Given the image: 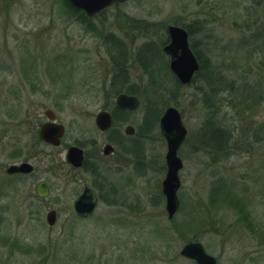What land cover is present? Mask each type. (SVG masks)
I'll use <instances>...</instances> for the list:
<instances>
[{"label":"rangeland","instance_id":"374dc122","mask_svg":"<svg viewBox=\"0 0 264 264\" xmlns=\"http://www.w3.org/2000/svg\"><path fill=\"white\" fill-rule=\"evenodd\" d=\"M65 4L0 0V264H196L180 255L192 241L218 264H264V0H129L90 21ZM168 25L190 29L205 67L178 95L163 52ZM113 35L127 57L126 85L144 101L152 83L165 89L161 103L176 107L187 129L181 207L171 220L162 193L167 143L159 123L145 124V107L129 116L149 132L140 157H126L109 176L122 205L100 202L89 217L75 213L81 181L61 164L65 153L37 142L48 107L67 129L62 150L101 139L93 116L111 107L119 83L102 41ZM220 128L232 141L217 152L210 137ZM36 148L44 158L31 154ZM27 158L39 159L35 174H6ZM41 180L52 193L43 201L35 194ZM51 208L54 227L46 222Z\"/></svg>","mask_w":264,"mask_h":264},{"label":"water","instance_id":"95a60500","mask_svg":"<svg viewBox=\"0 0 264 264\" xmlns=\"http://www.w3.org/2000/svg\"><path fill=\"white\" fill-rule=\"evenodd\" d=\"M129 0H68L76 9L92 17L115 4L126 3ZM168 43L163 47V52L169 57L170 71L182 86L192 84L196 75L200 71V62L193 51L189 32L183 26L168 25ZM117 106L123 109H138L140 100L137 96L120 94L116 99ZM44 115L50 119V123L44 124L40 129V137L43 141L59 146L64 137L65 128L63 125L54 123L55 113L51 109H46ZM96 125L100 130L106 131L112 125L111 116L108 112L102 111L96 117ZM160 132L167 143L166 167L167 173L162 183V193L165 197V208L168 218L173 219L178 213L181 203L178 191L181 186L180 171L183 169V161L179 156V150L187 137V129L183 123L180 111L174 107H168L159 122ZM109 151V148H107ZM67 161L73 167H81L83 161L82 151L76 147H71L67 153ZM33 167L30 164L11 165L6 169L7 175L15 173H30ZM39 197L49 196V189L46 182H40L37 186ZM97 204V196L94 191L86 187L74 205L78 214H90ZM58 219L57 211H50L46 216L49 226H55ZM180 255L186 259L194 261L196 264H218L217 259L208 254L201 242L192 241L185 244Z\"/></svg>","mask_w":264,"mask_h":264},{"label":"flooded vegetation","instance_id":"af4514ba","mask_svg":"<svg viewBox=\"0 0 264 264\" xmlns=\"http://www.w3.org/2000/svg\"><path fill=\"white\" fill-rule=\"evenodd\" d=\"M66 2L68 3V5H65L64 8L70 10V12L75 14L76 16L85 18L87 21H90L92 19H95L101 16L105 11H107L108 9L114 6H120L124 4V3L115 4L112 7L102 11L101 13L96 14L92 17H89L84 12L76 9L73 5H71L68 2V0H66ZM102 41L104 45H107V52L110 49L115 50L116 46L121 44L120 42L117 41V38L114 35L110 37L106 36V38H103ZM111 45H113L114 47L112 48ZM108 55L112 63L118 65V62L114 59V56L110 52H108ZM115 76H116V73H114L113 79L115 78ZM121 94H127V93H121ZM119 95L116 96V99ZM127 95L136 96L132 94H127ZM53 98L56 101V96H54ZM116 99L112 101L111 107L101 108L93 116L95 127H96V132L101 137V139L85 138V141H81L77 139L76 141L68 144V146H66L65 149L62 150L61 147L63 145L64 138L67 133V129H66V126L58 120V114L55 110H53L55 108L48 107L46 109H51L57 116L54 123L63 125L65 128V134H64V137L61 139V143L59 146H54L52 144H49L43 141L40 137L41 127L46 123H50V119L44 115L45 121L41 123L38 122L39 124L36 123V129H37L36 137H37L38 144L39 145L42 144L45 147L51 148L54 152H58L59 155L61 153H65V160L61 164H63V167L66 168V170L70 172V174L75 180L78 179L81 181V184L79 185V187L80 189L82 188V190H81V193L75 199L74 205L86 187L91 188L97 196V204H96L94 211L87 215L78 214L75 211L76 215L79 217L92 216L93 213L98 208L100 202H105L108 205H122L123 202H121L119 198L111 196V194H114L115 190L117 191L119 190L118 189L119 186H117L113 181H111L109 176L112 175L111 171L117 172V169H119L121 165L124 164V160L126 157H129L130 159L132 158L134 163H136V159L140 157L138 143L140 141L139 127L141 123L136 126V123L131 122L129 116L131 114H134L138 109H140L141 100L139 98L140 100L139 108L135 110H131V109H123V108L118 107L116 103ZM58 104L59 103L56 102V105ZM102 111L108 112L112 120L111 127L107 129L106 131L100 130L99 127L96 125V117ZM71 147H76L82 151L83 161H82L81 167L76 168L68 163L67 153ZM107 148H109V151H107ZM54 152L50 154H53V156L54 155L57 156L56 153ZM31 154L39 158H44L46 155L44 150L39 149V148H36ZM53 156L50 159V161L55 165L58 161L55 159L56 157L55 156L53 157ZM36 161H39V159L34 160V159L27 158L26 160L11 164V165H21L23 163H27V164H30L33 167V169L30 173L25 174V173L19 172V173H15L9 176L11 177L12 176H22V177L32 176L37 171V165L35 163ZM43 181L46 182V185L50 193L49 196L45 198L39 197L37 194V186L40 182H43ZM35 194L39 200L43 201V200L50 199L52 193H51V188L48 182L45 180L39 181L35 186ZM53 210L57 211L56 209L51 208L49 209L48 213ZM57 215H58V212H57Z\"/></svg>","mask_w":264,"mask_h":264},{"label":"trees","instance_id":"16d2710c","mask_svg":"<svg viewBox=\"0 0 264 264\" xmlns=\"http://www.w3.org/2000/svg\"><path fill=\"white\" fill-rule=\"evenodd\" d=\"M65 5H68V3L66 2ZM186 29L189 32V35H191L190 29L185 26ZM168 39L165 41V45L167 44ZM164 45V46H165ZM191 47L193 49V51L195 52L196 56L199 59L200 62V71L198 72V74L203 71L205 69L204 67V61L201 59V54L196 50L194 43L191 44ZM110 53L114 56V59L118 62V72L117 75L115 76V79L118 80L119 83H115L113 82V88H114V93L115 95H119L121 93H127V94H132V95H136L140 98L141 100V106L140 109H143V107L146 108V116H145V124L153 125L155 124V126H157V124L160 122V119L162 117V112H164L163 110H165L164 108L168 107L169 103L168 102H162L161 103V98L164 96L165 93V89H162V87H157L154 86L153 83L150 85L151 90H149V93H147V99L144 101L142 100V96L144 94L140 93L139 90H136V88L134 87H128L127 84V79L128 75L124 74V62L127 60V57H125V53L121 50V49H111ZM161 54L159 51L157 52V56ZM153 58L155 57V55H153ZM149 59V57L147 58ZM146 59V60H147ZM153 61V60H152ZM207 69V68H206ZM157 68L151 70L150 72V76L149 79H157ZM198 74L196 76H198ZM124 79V80H123ZM175 79V83H174V87H176V90H174L173 92L179 93V90L183 88V86L179 83V81ZM171 94V93H170ZM170 103L172 105H177L176 100H170ZM139 133H140V138L141 137H145L146 133L148 134L149 132L145 133L144 128H142V125H140L139 127ZM210 140L213 142L214 149L219 152V151H223L224 147L226 148V143H228L229 141H232V137L231 134L228 133V130L224 129V128H220V129H216L214 130L212 136L210 137ZM216 198L213 200L212 206L216 205Z\"/></svg>","mask_w":264,"mask_h":264}]
</instances>
